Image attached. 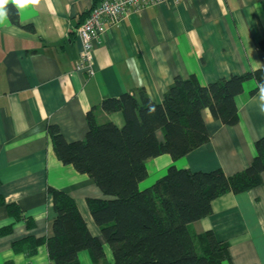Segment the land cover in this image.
Here are the masks:
<instances>
[{"label":"crops","instance_id":"obj_1","mask_svg":"<svg viewBox=\"0 0 264 264\" xmlns=\"http://www.w3.org/2000/svg\"><path fill=\"white\" fill-rule=\"evenodd\" d=\"M100 1L39 0L16 8L20 23H31L32 29L8 15L0 24V194L24 216L14 220L0 205V228L13 222L10 232L0 234V264H53L45 243L32 254L12 247L27 235L52 234L55 212L48 186L73 197L105 247L86 198L106 196L86 173L57 158L47 124L56 123L67 140L81 139L92 107L98 121L123 123L119 112L99 108L106 96L144 88L160 102L176 75H195L206 84L264 65V50L257 46L264 37V0H180L122 17L94 42L93 73L77 70L75 28ZM256 87L255 79H247L235 96V124H224L203 108L208 140L177 158L168 153L148 158L139 187L152 184L172 164L193 171L219 168L227 175L245 168L255 155V140L264 136L259 88L251 93ZM157 136L162 139L161 131ZM260 180L247 190L217 196L208 215L188 223L191 234L211 230L228 243L229 260L221 264H264V171ZM26 217L33 220L31 227Z\"/></svg>","mask_w":264,"mask_h":264},{"label":"trees","instance_id":"obj_2","mask_svg":"<svg viewBox=\"0 0 264 264\" xmlns=\"http://www.w3.org/2000/svg\"><path fill=\"white\" fill-rule=\"evenodd\" d=\"M7 15L13 23L33 28L31 23H20L11 3ZM257 46L264 50V37ZM250 78L257 82L253 93L264 83V65L206 84L195 75H176L160 102L152 100L144 88L106 96L99 108L105 113L119 112L123 123L119 126L111 120L98 121L92 107L86 113L87 130L81 139L67 140L56 123L47 124L57 158L86 173L106 196L87 197L86 202L111 257L107 258L100 238L89 230L73 197L51 186L47 191L55 212L52 234L21 237L12 242L13 249L32 254L45 243L53 264H81L78 254L85 249L94 264H221L229 260L227 242L218 240L211 230L193 235L188 223L208 215L217 196L260 183L264 136L255 140L251 162L232 174L219 168L193 171L172 164L152 184L140 188L139 182L147 175L148 158L161 153L177 158L208 140L203 108L224 124H235V96ZM0 205L6 206L14 220L24 217L18 205L6 202L2 194ZM25 220L27 227L33 225L31 218ZM12 225L2 226L0 234L10 232Z\"/></svg>","mask_w":264,"mask_h":264},{"label":"built area","instance_id":"obj_3","mask_svg":"<svg viewBox=\"0 0 264 264\" xmlns=\"http://www.w3.org/2000/svg\"><path fill=\"white\" fill-rule=\"evenodd\" d=\"M161 1L178 2L180 0H101L93 5L85 19L75 28L80 41L75 68L92 74L94 42H100L107 28L128 13Z\"/></svg>","mask_w":264,"mask_h":264},{"label":"clouds","instance_id":"obj_4","mask_svg":"<svg viewBox=\"0 0 264 264\" xmlns=\"http://www.w3.org/2000/svg\"><path fill=\"white\" fill-rule=\"evenodd\" d=\"M11 3L18 9H24L28 5H35L39 0H0V24L5 22L7 17V5ZM259 96L261 100L260 109L264 112V83L259 85Z\"/></svg>","mask_w":264,"mask_h":264},{"label":"rangeland","instance_id":"obj_5","mask_svg":"<svg viewBox=\"0 0 264 264\" xmlns=\"http://www.w3.org/2000/svg\"><path fill=\"white\" fill-rule=\"evenodd\" d=\"M105 252L107 253V258L111 257L110 249L108 248V245L105 244ZM88 251L85 249L83 252L79 253V260L81 261V264H91V260L88 256Z\"/></svg>","mask_w":264,"mask_h":264}]
</instances>
